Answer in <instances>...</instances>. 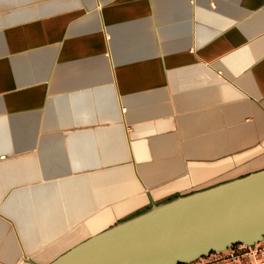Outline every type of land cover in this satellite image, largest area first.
I'll list each match as a JSON object with an SVG mask.
<instances>
[{"label":"crops","instance_id":"obj_1","mask_svg":"<svg viewBox=\"0 0 264 264\" xmlns=\"http://www.w3.org/2000/svg\"><path fill=\"white\" fill-rule=\"evenodd\" d=\"M263 170L264 0H0V264Z\"/></svg>","mask_w":264,"mask_h":264},{"label":"water","instance_id":"obj_2","mask_svg":"<svg viewBox=\"0 0 264 264\" xmlns=\"http://www.w3.org/2000/svg\"><path fill=\"white\" fill-rule=\"evenodd\" d=\"M264 243V170L153 205L49 264H195Z\"/></svg>","mask_w":264,"mask_h":264},{"label":"built area","instance_id":"obj_3","mask_svg":"<svg viewBox=\"0 0 264 264\" xmlns=\"http://www.w3.org/2000/svg\"><path fill=\"white\" fill-rule=\"evenodd\" d=\"M262 244L254 246L236 245L226 252L202 258V260L195 264H238L242 258L247 257H251L254 260L250 264H259L261 262V255L264 253V246Z\"/></svg>","mask_w":264,"mask_h":264}]
</instances>
